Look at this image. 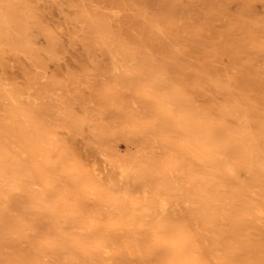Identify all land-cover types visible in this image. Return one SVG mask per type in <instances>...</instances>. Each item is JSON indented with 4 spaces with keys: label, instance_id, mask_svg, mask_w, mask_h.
Here are the masks:
<instances>
[{
    "label": "rangeland",
    "instance_id": "374dc122",
    "mask_svg": "<svg viewBox=\"0 0 264 264\" xmlns=\"http://www.w3.org/2000/svg\"><path fill=\"white\" fill-rule=\"evenodd\" d=\"M116 95L124 100L113 106ZM137 95L156 105L166 100L174 129L159 149L145 142L143 111L134 117ZM0 111V153L44 176L45 187H54L50 204L69 192L72 218L83 213L79 221L92 216L99 223L94 237L123 222L108 209L89 213L108 204L109 187L97 185L92 195L80 183L94 177V163L104 168L107 155L115 180L119 161L135 167L139 206L158 208L161 198L180 203L166 214L159 249L146 259L161 264L163 251L164 264H264V219L257 217L264 203V0H0ZM32 130L47 131L55 147L33 141L26 134ZM142 184L151 191L148 204ZM128 218L121 228L146 232L152 249L149 225L135 224L133 213ZM30 237L17 250L29 247ZM10 247L0 244V256L12 255ZM117 253L118 264L134 261Z\"/></svg>",
    "mask_w": 264,
    "mask_h": 264
},
{
    "label": "bare ground",
    "instance_id": "6f19581e",
    "mask_svg": "<svg viewBox=\"0 0 264 264\" xmlns=\"http://www.w3.org/2000/svg\"><path fill=\"white\" fill-rule=\"evenodd\" d=\"M114 69L118 70V66L116 64H115ZM89 80H90V78H89ZM95 82H96V80H95ZM147 87H149V86H147ZM71 88H72V86H71ZM52 93H54V92H52ZM134 94H136V93H134ZM9 95H10V99L15 100V101L17 100V97L13 91H10ZM119 95L118 96L116 95L117 98L114 97L115 100L112 99V101L111 102L108 101V103H110L114 106L115 104H113V103L117 104V102L124 100V98H121V96H119ZM102 97L103 96H101V101H102ZM128 98H131V96ZM93 99H95V97H93ZM131 99L134 100L133 102L131 101V104L132 103L136 104L137 110L139 109V112L135 111L134 117H136L138 113H142V111L145 115V118H144L145 122L143 124H146V126L149 129V133H147V134H149V137H148V135H146L148 138L146 139L145 142L147 144H149V146H152L153 149H156V148L159 149L158 146H160L161 142L164 141L165 134L168 132L172 133V131L174 129V127L171 125V123L168 122V121H170L169 118L171 115L169 116L170 111L165 108L166 100L164 98H160L159 99V101H160L159 105H156L154 103L153 99H151V98L149 99V98H146L145 96L143 97L141 95H139V96L137 95L135 97V99H133V98H131ZM66 105H64V106H66ZM86 105H88V104L86 103ZM112 107H111V109H113ZM133 107H132V109L131 108L130 109L134 110ZM142 107H143V109H141ZM99 108L101 109V106ZM162 108H165L166 112L162 113L161 112ZM127 110H129V108ZM135 110H136V108H135ZM120 111H121V109H120ZM0 113H1V111H0ZM114 113H115V111H114ZM123 113L125 114V111ZM119 114L121 115L122 113L119 112ZM139 116H140V114H138V118H139ZM11 117H14V115H12ZM142 117H144V116H142ZM113 121H114V119H113ZM135 121H137V120H135ZM140 123H141V121H140ZM141 126H143V125H141ZM146 126L144 125L143 127H146ZM177 127H179V126H177ZM144 130H145V128H144ZM146 131H147V128H146ZM146 131H145V133H146ZM174 133H175L174 135H178V134H176V132H174ZM26 134L33 137V139H34L33 141H35L38 144L39 143L42 144L44 146V148L47 150H51L52 148L55 147L54 140H53V138H51L50 134L47 131H42L40 136H38L36 131H34V130H32L31 132H28ZM189 141H190V139H189ZM12 144L14 145V143H12ZM15 145L13 146L14 148H15ZM172 145L175 146V144H172ZM20 147L21 146H19V148ZM36 147H38V146L36 145ZM7 148H8V146H7ZM40 149H41V146H40ZM1 150L2 149H0V151ZM3 151H4V149H3ZM13 151H14V149L12 151L10 150V152H13ZM54 153H55V150H54ZM10 155H13V154H10ZM16 156H18V155L16 154ZM24 157H26V156H24ZM36 157H37V155H36ZM104 157H105L104 168L100 169L96 166V163H94V169H93V176L94 177L92 179L88 178V177L84 178L83 180H81L82 182H80V183H82V185L85 187V189H89L91 191L90 194H92V195H94L98 191L99 186H97V185L103 184V186L106 185L107 188L109 187L111 190V194L109 195L110 197H109V200L107 201L108 204L102 203L103 204V206H102L99 203L96 205V207H94V208L91 207L94 210L91 211V209H90L89 213H92V214L95 213L97 216L98 215L102 216L103 212H105L108 209L107 211H109L108 213L110 215L109 216L110 219L114 218L113 214L121 213L123 222L122 223L116 222V224H114L115 223L114 222L112 225H109V226L107 225L105 228L103 227V233L104 234L100 235V237L98 238L96 236L94 237V232H96L95 227L99 223H97V221H95L92 216L86 215L87 214L86 210L84 211L83 209H79V208L76 209L79 211L82 210V212L86 213L85 215L90 217V219H91L90 221L85 222L84 220L82 221V219H80L81 221L78 220L79 218H81V215H83L82 212H81L82 213L81 215L80 214L77 215V213H75L77 216H79V217H77L78 219L76 218L77 220H74L72 218L73 214L75 212L74 211L75 210L74 205H76V202H75V204H73V202L71 203V199H73L74 197L72 198L71 195H69L70 194L69 192L66 194L64 193L65 195L63 197V193H62L63 191L60 192V190H59L58 192H60V194L62 193V197H61L60 201L57 200V198H59V196H60V194L57 192V194H59V195L56 194L57 196L54 197L56 200L53 199L54 200L53 203L50 204L49 203L50 201H49V199H47V197H48V193H51L50 189L54 188V187H52V185L50 186L49 184H48L49 186L45 187V185L43 184L44 176H42V177L36 176V174H35L36 172L34 169L33 170L35 173L32 172L33 174H28L27 171H23V167L20 165L21 163H16L14 161L15 158L13 159V157L8 156V154L6 155V153L5 154L0 153V244L1 245L3 244L6 247L11 246L9 249H12L11 252L14 251V252H12V255H8V254L6 255L5 254L6 256H0V264H8L9 262L10 263L12 262V264H61V262H60L61 259H62V261L65 260V262H66L65 264H73L74 262L76 264H118V263H120L121 259L119 258L120 254L117 252H120L123 250L126 251L127 256L128 255H130L131 257L133 256V259H134V261H132L129 258L125 259V260H127V262L124 261V264H156V262L153 261L152 259L151 260L146 259L147 257H146V255H145L146 258L144 257V253L148 252V251H149L148 253H151V252L153 253L156 249H159L158 247L160 245L157 242L156 238L158 236H161V234L164 230V228H163L164 227V218H165L167 213L176 210V208L178 206H180V203L172 204L168 199L161 198L159 201L160 205L158 208H152L148 205L139 206L138 204L141 202L137 200L136 192H135V189L137 188L138 184H137V180L133 176L135 173V171H134L135 167L127 165V163L125 164V163L119 161L118 166H117L119 173H118V177L115 180L113 177V175H114L113 167L110 166L111 160H110L109 156H107V155H105ZM173 157H172V159H174ZM39 158H40V156H39ZM175 160H177V158ZM30 162H28V163H30ZM44 162H45V160H44ZM31 163H33V162H31ZM48 163H50V162L47 161V164ZM36 166H38V165H36ZM109 167L111 168V170ZM38 168H40V167H38ZM42 168L43 167H41L40 171L42 170ZM229 168L231 169V167H229ZM31 169H32V167H31ZM168 170L169 169H162L163 172H167ZM41 172H45L44 168H43V171H41ZM61 172H62V169H61ZM174 172H177L178 174H182L181 172L177 171L176 169H172L171 171L169 170L168 174H171ZM174 177H175V175H174ZM106 178H107V180H105ZM175 184L181 185L182 180L175 177ZM79 186H80V184H79ZM79 186H78V188H79ZM11 187H14V189L17 191L21 190L22 193L19 192V194H22V196L17 197L18 192H15L14 190H12ZM68 187H70V186H68ZM36 189H39V190H36ZM68 189H69V191L71 190L70 188H68ZM72 189H74V188H72ZM142 191H143L142 196H143L144 202L146 204H148L147 201L149 200V196L151 195L149 185L142 184ZM76 194H78V193H76ZM49 198H51V197H49ZM82 198H83V196H82ZM188 201L189 200L185 201L186 204L188 203ZM131 203L136 204L135 209H133V206H131V205L129 206V204H131ZM141 207H143V208H141ZM28 211H32L29 214H30V217H31V214H33L34 215V216L32 215L33 218H30L27 216ZM14 212L16 214H14ZM76 212H78V211H76ZM131 213H133V216L135 218V224L141 220V223H143L144 225H149L150 228H147V229L150 230V233H153V237H155L154 238L155 244L153 245L152 249H151V246L148 245L149 242L151 244V241L149 239V235L146 232H142V231L137 232L138 229H137V231H135L133 229H129L127 231L126 227L121 228L122 226H124L126 221H129L128 217ZM257 217L259 220H262V221L264 219V203H262V202L257 207ZM70 227H71V229H70ZM68 228L70 229V231L73 229L74 231H76V230L81 231L80 233L83 232V234L85 231V236L88 233L87 236H89V237H85L82 234H81L82 235L81 236L80 233L77 234L78 232L76 234L73 233V234L69 235V233L67 232V231H69ZM29 229H32L34 232L26 234V232H29L28 231ZM121 229L123 231H121ZM39 231L41 234L39 233ZM48 231H51V232H48ZM112 231H116V232L112 233ZM36 232L38 233V235L40 234L38 237H36L37 236V234H35ZM110 233H112L113 235ZM33 235H35V239L32 238ZM28 236L29 237L31 236L29 238V241H30L29 245L30 246L26 247V249L27 248L28 249L26 250V249L21 248L20 250H17L18 247H21L23 244H25L22 241H24V239L28 238ZM37 238L40 239V241H41L40 243H38L39 239L37 240ZM24 242H26V240ZM20 243H23V244H20ZM167 244H169V243H167ZM2 247L3 246H1V248ZM96 247H101L103 249V250H101L102 253L100 252L98 255H96L95 254ZM167 247L168 246H166V249H168ZM5 249H7V248H5ZM166 249H165V251H166ZM172 249H174V248H172ZM7 252H8V250H7ZM9 252H10V250H9ZM2 253H4V251ZM0 254H1V252H0ZM172 254L175 255V253H172ZM164 257H167L166 253L163 251H160L159 255L156 256V260L160 259L159 261H161V264H164V261H163ZM51 259H53L54 261H50ZM55 259L60 260V261L59 262L55 261ZM122 259H124V258H122ZM173 259H175V258H173ZM154 260H155V257H154ZM62 264H63V262H62Z\"/></svg>",
    "mask_w": 264,
    "mask_h": 264
},
{
    "label": "clouds",
    "instance_id": "9594fccd",
    "mask_svg": "<svg viewBox=\"0 0 264 264\" xmlns=\"http://www.w3.org/2000/svg\"><path fill=\"white\" fill-rule=\"evenodd\" d=\"M175 264H183L182 261H176Z\"/></svg>",
    "mask_w": 264,
    "mask_h": 264
}]
</instances>
